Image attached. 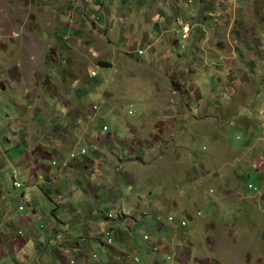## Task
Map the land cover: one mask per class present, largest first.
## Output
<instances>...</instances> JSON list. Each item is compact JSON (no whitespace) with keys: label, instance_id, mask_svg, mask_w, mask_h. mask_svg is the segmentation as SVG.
Listing matches in <instances>:
<instances>
[{"label":"rangeland","instance_id":"rangeland-1","mask_svg":"<svg viewBox=\"0 0 264 264\" xmlns=\"http://www.w3.org/2000/svg\"><path fill=\"white\" fill-rule=\"evenodd\" d=\"M72 1L0 0V70L75 84L107 127L85 175L157 264H264V0Z\"/></svg>","mask_w":264,"mask_h":264},{"label":"crops","instance_id":"crops-1","mask_svg":"<svg viewBox=\"0 0 264 264\" xmlns=\"http://www.w3.org/2000/svg\"><path fill=\"white\" fill-rule=\"evenodd\" d=\"M29 70L25 65L0 70V264L159 263L152 253L156 250L134 242L144 221L125 225L124 211L118 208L120 198L112 197L110 202L106 190L99 183L94 185L95 176L85 175L83 167L94 168L97 152L106 150L102 128L86 131L81 109L88 105L86 99L76 101L70 96L75 94H66L67 88L76 91L69 77L63 76L60 84L47 81L55 77L54 68L42 77H34ZM60 90L65 94L58 100ZM81 147H87L86 155L69 157ZM8 164L12 185L2 174ZM22 186L20 192L10 191ZM108 212H116L120 219L111 213L112 218H106ZM146 228L160 229L146 224L143 233ZM108 233L112 234L110 245L103 239Z\"/></svg>","mask_w":264,"mask_h":264},{"label":"built area","instance_id":"built-area-1","mask_svg":"<svg viewBox=\"0 0 264 264\" xmlns=\"http://www.w3.org/2000/svg\"><path fill=\"white\" fill-rule=\"evenodd\" d=\"M189 31H190V28H189V26L187 24L182 26V28L180 29L181 40H185L188 37V35H189L188 32ZM93 74H94V72H93ZM102 129L106 130L107 127L103 126ZM86 153H87V149L80 148L77 151H71L70 154H69V157L70 158H76V157H79V156L86 155ZM19 208L21 209L22 207H19ZM110 213L111 212H108V213L105 214L106 218H110ZM144 236H146V238H148L147 235H144ZM103 239H104V241L107 244H109V245L112 244V234L111 233L103 234ZM133 260L135 262H137L138 261V257L134 256ZM166 264H169V263H166Z\"/></svg>","mask_w":264,"mask_h":264},{"label":"bare ground","instance_id":"bare-ground-1","mask_svg":"<svg viewBox=\"0 0 264 264\" xmlns=\"http://www.w3.org/2000/svg\"><path fill=\"white\" fill-rule=\"evenodd\" d=\"M168 254H169V253H164V255H163V259H164V260H162V264H165V263L167 262L166 259H165V256L168 255ZM169 255H171V254H169ZM170 261H171V260H170ZM170 261H169V262H170ZM169 262H168V263H169Z\"/></svg>","mask_w":264,"mask_h":264},{"label":"trees","instance_id":"trees-1","mask_svg":"<svg viewBox=\"0 0 264 264\" xmlns=\"http://www.w3.org/2000/svg\"><path fill=\"white\" fill-rule=\"evenodd\" d=\"M100 64H101L102 67H104V66H108V64L105 63V62H102V63H100Z\"/></svg>","mask_w":264,"mask_h":264}]
</instances>
